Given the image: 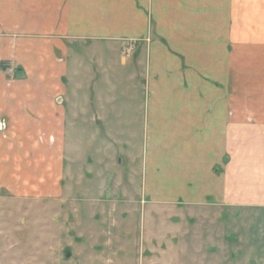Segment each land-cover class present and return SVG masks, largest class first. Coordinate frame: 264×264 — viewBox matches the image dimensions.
Wrapping results in <instances>:
<instances>
[{"label": "crops", "instance_id": "crops-1", "mask_svg": "<svg viewBox=\"0 0 264 264\" xmlns=\"http://www.w3.org/2000/svg\"><path fill=\"white\" fill-rule=\"evenodd\" d=\"M258 37L264 0H0V208L51 213L88 171L96 205L61 264H112L116 250L127 264L126 244L98 258L99 220L139 204L138 264H264ZM65 164L80 172L68 179Z\"/></svg>", "mask_w": 264, "mask_h": 264}, {"label": "rangeland", "instance_id": "rangeland-1", "mask_svg": "<svg viewBox=\"0 0 264 264\" xmlns=\"http://www.w3.org/2000/svg\"><path fill=\"white\" fill-rule=\"evenodd\" d=\"M253 20L256 19L253 18ZM256 29L257 27H255V30ZM254 40V47L256 45L261 49H264V39L262 40V37L254 38ZM127 47L128 46H126V48ZM136 52L137 48L134 49L133 53L127 55L125 50L122 49V55L125 59L134 57ZM0 124L6 125L5 129L1 131L5 134L7 123L1 121ZM9 140L10 139H7V141ZM87 155L88 153H84L83 158ZM92 156L93 155L89 153V157ZM100 162L103 163L102 161ZM71 163L75 164L74 161ZM68 164H70V162ZM68 164H65V167H67V173L65 169L64 174H68V179H71L70 177L73 178L77 172H80L79 170L77 171V169L81 167H68ZM110 165H112V167L116 166L115 162H110ZM94 167L98 166L95 165ZM36 172L43 173V164L36 170ZM64 179L65 184H67V178L65 177ZM135 181V191L133 190L134 194H136V187L140 183V177L136 176ZM98 182L99 180L92 177V173L88 171L83 172V177H79L78 175V177L75 178V181L72 180L71 182V180H68L69 187H67L68 190H65L64 196L69 199V201L72 198L74 199H72L71 202H68L65 207L64 204L63 206L60 204L61 201L52 202L50 204L51 213L42 211L41 207L38 208L39 206L37 202H31V206H29L26 201H24V205L17 204L15 201L10 204H6V202L1 203L0 264H42L44 259L47 264H52L56 259L57 262L55 263L61 264L60 259L64 256V249L68 247L72 248L76 243L74 242V235H79V222L81 221V214L85 210H92V207L96 205L94 197L98 196V193L92 192L91 194V192H86V190L87 188L93 186L97 187ZM74 194L77 196L74 197ZM141 207L142 205L139 204L137 206L139 212L129 214L127 219H124V217L119 216L118 214H114L112 211L106 213L104 217L100 218L98 237V244H100V246L96 251L99 255L98 258L110 257L111 252L106 246L108 242L113 243L115 247H118V244L121 243L126 244L127 249H131L130 263L128 262L127 264L139 263L140 251L146 243L143 238V221L141 220H144V214L142 216ZM54 212H56V216L59 215L60 212L62 213L63 216H61L62 220L60 223L57 219L53 220L50 218V214L53 215ZM52 225H54L56 229H51L46 238V230L53 227ZM232 226L234 227V224L230 221L229 231L232 230ZM236 226H239V224ZM127 229L130 230V233L127 232L128 234L124 233V230ZM170 242L172 243V241ZM116 252L119 254L120 258L118 256L114 257L112 264H118L117 262L119 259L124 261V258L127 256L126 253H121L119 250H116ZM122 254H124V256ZM198 258L197 263L204 264L205 260L203 259V255H199ZM127 259H129L128 256ZM67 264H83V262L80 260V257H75Z\"/></svg>", "mask_w": 264, "mask_h": 264}, {"label": "built area", "instance_id": "built-area-1", "mask_svg": "<svg viewBox=\"0 0 264 264\" xmlns=\"http://www.w3.org/2000/svg\"><path fill=\"white\" fill-rule=\"evenodd\" d=\"M135 48H136V44L132 42L131 44L128 45L127 48H125V52L127 53V55H130L131 53L134 52ZM5 127H6V125L0 124V131L4 130Z\"/></svg>", "mask_w": 264, "mask_h": 264}, {"label": "water", "instance_id": "water-1", "mask_svg": "<svg viewBox=\"0 0 264 264\" xmlns=\"http://www.w3.org/2000/svg\"><path fill=\"white\" fill-rule=\"evenodd\" d=\"M66 257H67V258H70V257H71V253H70V251H66Z\"/></svg>", "mask_w": 264, "mask_h": 264}]
</instances>
